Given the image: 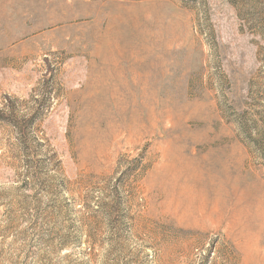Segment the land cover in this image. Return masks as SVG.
I'll use <instances>...</instances> for the list:
<instances>
[{"label": "rangeland", "instance_id": "rangeland-1", "mask_svg": "<svg viewBox=\"0 0 264 264\" xmlns=\"http://www.w3.org/2000/svg\"><path fill=\"white\" fill-rule=\"evenodd\" d=\"M0 112V264H264V0H0Z\"/></svg>", "mask_w": 264, "mask_h": 264}, {"label": "bare ground", "instance_id": "bare-ground-1", "mask_svg": "<svg viewBox=\"0 0 264 264\" xmlns=\"http://www.w3.org/2000/svg\"><path fill=\"white\" fill-rule=\"evenodd\" d=\"M225 168H228V166L226 164H224ZM197 172V171H196ZM237 174V173H236ZM172 183V182H171ZM219 183V182H218ZM173 184V183H172ZM175 185V184H174ZM192 189V188H191ZM199 199V198H198ZM221 198H217L216 203L213 204L211 209H207L204 205L200 206L198 211H197V215L194 219V221L192 220V222H202V223H206L209 221H214V220H220L222 217L225 216L226 211V200L225 199H221ZM188 206V205H187ZM196 208V207H195ZM185 209H183L184 212ZM187 210V209H186ZM187 212H189L187 210ZM194 212V211H193ZM185 213V212H184ZM187 214V213H186ZM192 214V213H191ZM194 214V213H193ZM192 214V215H193ZM185 215V214H184ZM188 215V214H187ZM186 216V215H185ZM184 216V217H185ZM195 216V215H194ZM182 217V218H184ZM238 217V216H236ZM188 218V217H187ZM185 219V218H184ZM183 219V220H184ZM224 219V218H223Z\"/></svg>", "mask_w": 264, "mask_h": 264}, {"label": "trees", "instance_id": "trees-1", "mask_svg": "<svg viewBox=\"0 0 264 264\" xmlns=\"http://www.w3.org/2000/svg\"><path fill=\"white\" fill-rule=\"evenodd\" d=\"M0 117H3V114L1 112H0ZM245 134L248 135L247 137L251 139V141H253L257 145V147L264 145V136L260 135L259 138L253 137L249 129L245 130Z\"/></svg>", "mask_w": 264, "mask_h": 264}]
</instances>
